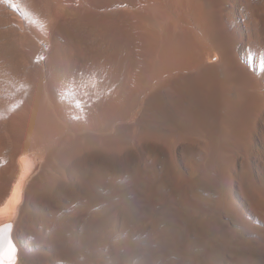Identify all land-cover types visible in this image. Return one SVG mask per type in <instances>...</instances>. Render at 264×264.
Segmentation results:
<instances>
[{"label":"bare ground","instance_id":"bare-ground-1","mask_svg":"<svg viewBox=\"0 0 264 264\" xmlns=\"http://www.w3.org/2000/svg\"><path fill=\"white\" fill-rule=\"evenodd\" d=\"M74 12L80 26L87 16L91 24L98 23L106 39L115 42L118 51L125 50L130 69L112 93L105 90L95 103L79 101L69 85L61 82L55 91L50 81L41 85L37 79L34 82L41 86L35 84V89L30 87L26 93L16 85L7 90L0 85V96L6 90L0 99V131L4 135L0 141V264H57L83 252L90 254L83 264H128L129 257L141 250L147 252L141 264H152L158 257L163 260L160 264H264V231H257L261 240L258 246H253L255 242H244L243 246L237 242L242 247L239 248L216 217L221 209L229 212L234 223L245 227L248 224L250 218L238 216L237 203L233 201L235 184H247L259 201L258 207L264 210L263 170L260 175L257 170L255 173L249 160V150L253 149L264 162V0H79ZM114 57L115 60L117 56ZM138 138L167 146L171 166L164 168L171 179L187 173L179 170V174L173 167L177 152L191 145L203 152L189 160L188 178L179 176L181 182L188 181L179 191L186 210L181 208L175 191L164 193L167 187L162 178L144 184L147 172L133 183L129 181V187L125 184L127 188L117 189L112 195L117 201L108 200L109 204L103 194L105 170L98 165L79 166L77 162L80 153L92 148L102 155L121 157L126 145ZM8 142L11 145L7 149ZM126 153L131 154V149ZM65 160H70L69 170L82 171L84 175L76 174L75 189L67 188L64 179L58 183L64 192L52 193L49 179ZM206 192H211L212 197H204ZM61 194L73 203L85 198V206L73 215L58 217V211L64 208L59 201ZM128 194L132 197L125 199ZM31 195L42 200L40 210L28 215L25 210ZM164 196L166 202L156 208ZM101 201L107 204L91 213V207ZM143 203L150 205L148 223L153 230L147 245L139 247L140 241L133 242L134 234L129 236L132 239L127 236L109 240L112 217L132 220L142 213ZM118 206L121 209L117 210ZM37 223H42V230ZM135 229L141 230L139 225ZM42 240L47 254L42 252L30 259L28 251ZM96 247L105 252L94 254Z\"/></svg>","mask_w":264,"mask_h":264},{"label":"rangeland","instance_id":"rangeland-1","mask_svg":"<svg viewBox=\"0 0 264 264\" xmlns=\"http://www.w3.org/2000/svg\"><path fill=\"white\" fill-rule=\"evenodd\" d=\"M61 1H63L64 3L69 2V4L71 2V4H70L71 6L68 5V4H63ZM75 1L78 2L79 0H74V1L73 0H69V1H67V0H0V85L1 86L5 85L6 86V90H7L12 85H14V86L16 85V86H18L20 88V90L22 92L25 91L24 93H26V90H27V92L31 91L30 87L34 88L35 84L38 85V86H41L45 82L50 81L52 83V87H53V85L55 87L54 90L57 91V89L61 87L60 86V82H61L62 84H65L66 86L69 85L68 88H70L71 92H73L72 94H73V96L75 95V98H79L78 99L79 101L87 102V100H88V102L91 101L90 103H95L96 99L97 98L99 99L103 95L105 90L107 92L109 91L110 93H112L115 90V88L118 86V84H121L120 80L122 82V80L124 79L126 73L129 71L128 68L130 69V63H128L129 62V60H128L129 57L128 58L125 57L126 56L125 55L126 52H125L124 49L123 50L120 49V51H118L119 47L117 49L116 45L114 46L115 42L112 43L111 40L109 41V39L105 38L104 33L101 30L98 29L99 25H98L97 22L91 24L92 21L87 16H85V18L83 19V24L84 25L80 26V24L77 22L76 14L74 12V5H75V3H77ZM80 1H82V0H80ZM83 1L87 2V1H90V0H83ZM72 2L74 3V5L72 4ZM62 6H63L64 9L62 8ZM66 7H67L68 10L66 9ZM61 8H62V10H61ZM63 10H65V11H63ZM62 19L65 20V21H62ZM74 21H75V23H74ZM67 23H69V25ZM49 24L51 26L52 25L53 26L51 27V26H49ZM88 27H90V29ZM51 28H53V29H51ZM44 31H46V32L44 33ZM47 35H49V38H48ZM58 35L60 36V38H59ZM41 36H43V38ZM63 36H65V38L67 40L64 39ZM28 37H29V39H28ZM53 38H54V40H53ZM33 39H35V40H33ZM49 41H50V43H49ZM64 41L66 42L68 47L65 45ZM32 42L35 43L36 45L32 44ZM40 42L41 43L44 42V43L41 44ZM81 42H84V44H82ZM48 44H49V46H48ZM41 45H43V46L41 47ZM58 45H61L60 48H59ZM64 45L66 47H64ZM32 46L34 47V49H33ZM73 46H75V47H73ZM109 46H111V48ZM118 46H120V45H118ZM45 47H46V50H45ZM65 48H66L67 51H64ZM107 48H109V49H107ZM68 49H70V50H68ZM78 50H80V51H78ZM116 50H117V54L115 53ZM29 51H30V53H29ZM81 51H82V53H84V55H86L85 56L86 59H85L84 56L81 57L83 55L81 53ZM91 51H94V52L92 53ZM65 52H67V53H65ZM99 52H100V56H98ZM121 52H123V53H121ZM62 53H63V55H62ZM78 53H79V55H78ZM120 53H121V55H120ZM64 54H67V55H64ZM107 54H108V56H107ZM30 55H32L33 57L30 56ZM89 55H90V57H89ZM114 55L117 56L115 60H114V58H115ZM64 56L65 57L67 56V58H68L67 60L68 61L66 60V58ZM70 57L72 59H70ZM64 58H65V60H64ZM112 58H113L114 61L112 60ZM76 59H78V60H76ZM79 59L81 61H79ZM124 60H125V62H124ZM74 61H75V63H74ZM121 61H123V62H121ZM65 62H67V66H65L66 65ZM68 62H70V65H69ZM71 62L74 65H72ZM78 62H80L82 64V66ZM126 62H127V64H126ZM115 63H117V65H115ZM50 64H52V66ZM61 65L63 67H61ZM70 66H71V68H70ZM52 67L54 69H52ZM77 67L80 68L79 69L80 71L78 70ZM114 67L116 68V70H115ZM77 70H78V72H77ZM123 71H125V72H123ZM45 72H46V74H45ZM98 72H99V74H98ZM123 73H124V75H123ZM40 74H41V77H40ZM112 74H113V76H112ZM48 76H49L50 80L48 79ZM66 76H68V77H66ZM85 76L89 80H87L85 78ZM42 77L45 78V80H43ZM51 77H52V79H51ZM34 80H37L39 82V84H41V85H39L37 81L34 82ZM58 80H59V82H58ZM66 80H68L69 83L65 82ZM28 81H29V84H27ZM106 81H107V83H106ZM53 82H54V84H53ZM2 83H3V85H2ZM90 83H92V84H90ZM9 84H11V85L9 86ZM25 84L28 87H25L26 86ZM105 84H106V86H105ZM38 86H36V87H38ZM71 86L73 87V90H72ZM80 86L82 87V89H81ZM112 86H113V89H112ZM87 87H88V90H87ZM104 87H105V89H104ZM110 87H111V90H110ZM29 88H30V90H29ZM6 90L4 89L2 91V93L4 95H5L4 92H6ZM74 92H75V94H74ZM81 92H83V93H81ZM99 93H101V94H99ZM3 94H2V96H3ZM97 95H99V96H97ZM2 96H0V99L2 98ZM91 96L93 98H91ZM2 134L3 133H2V130H1L0 131V135L2 136V138L0 136V141L4 137V135H2ZM137 141H139V143ZM145 141L146 140H144L143 138H142V140H141V138H138V139L133 140V142L132 141L129 142L130 145L129 144L126 145V147H127L126 148V152H127V150L131 149V152L133 154L125 152V154L122 155L121 157H120V155H116V154H110V156L108 155L109 156L108 157L107 155L100 154L96 149L94 150V148H92V149H89L86 152L80 153V157H79L77 162H78L79 166H83L84 167V166H88V165H91V166H97L98 165L99 169H104L105 170V177H104V185H105L104 188L105 189L103 190V194L106 195L107 201L110 200V201H112V203L114 201L116 202L117 201L116 197L115 196L113 197L112 195L117 189H123V188L125 189V188H127V186L129 187L130 185H132V184H129V181L131 183H133L137 178H139L141 176L140 175L141 173H146L147 172L146 177L143 179L144 184H146V183L147 184L154 183V182L159 181L160 178H162V180L164 182V186L167 187V188H165V192L164 193L167 194V192H170L171 189L173 191H175V194L178 195V196L175 195L176 198L180 199L179 201H180V204H181V208L183 210H186L187 206H186L185 200H183L184 198L181 199V197H180L181 193L180 192L184 188V185L186 187L188 181L186 179H184L185 182H184V180L181 182L180 181L181 178H179V176H185V178H188V174L191 173V169L189 168V160L192 159L193 155L194 156L195 155L198 156L200 154L202 155L203 152L200 150L199 147H197V146L195 147V145L194 146L191 145V146L186 147V149H185L186 151L185 150H180L179 152H177L176 155H175V160H177V161L174 160L173 164L174 163L175 164L174 165L172 164V165H173L174 169H176V167H177L176 170H178V171L180 170L182 174H184V171H185V173L187 172L188 174L186 173L184 175H178V176L174 177L173 179H171V176L168 173V169H170V166H171L170 165L171 164V158H170L171 153L169 152L167 146L164 143L160 142V141L159 142H156L154 140H147L148 142H145ZM230 142L231 141L228 140L226 143L230 144ZM10 145L11 144L8 142L7 145H6L7 149L9 148ZM132 149H133V151H132ZM195 149H197V151H195V152H197L196 154L193 152ZM134 150H136V151H134ZM188 151H189V153H188ZM191 151H192L193 154L192 153L190 154ZM249 151H250L249 160H251L250 162H251V165H252L251 168L255 171V173H256V170H257L259 175L261 174V171L263 170L262 171V176L264 178V162H263L262 157L257 155V153L253 149H252V151H251V149ZM262 151H264V149H262ZM178 153H180V154H178ZM146 158H148V159H146ZM238 158H237V156L235 157L236 160L240 161V159H238ZM159 159H160V161H159ZM167 161H169V162H167ZM89 162H91V164H89ZM69 163H70V160L69 161L65 160L63 163H60L58 166L61 169L59 168V171L58 172H54L52 174V176L50 177V179H49L50 186H51L50 191L52 193L53 192L54 193H56V192H58V193L59 192L60 193L64 192V191L60 190L59 184H58L59 181L64 180V179H66L67 188H69L71 190L75 189L76 187L74 185L77 184V180H78V177L76 176V174H79V176L84 175L82 173V171L81 172L75 171V173H74V170L73 171L69 170V168H68L69 167ZM177 163H178V165H177ZM179 164H180V166H179ZM155 165L157 166V168H155L156 167ZM178 166L181 167V168H179ZM184 166H185V168H184ZM186 166H187V168H186ZM120 167H122V170L120 169ZM164 167H166L168 169H166ZM140 168L143 169L144 172L139 170ZM62 169H63V171H62ZM148 170L150 171V173L148 172ZM154 171H156V172H154ZM180 171H179V174H181ZM62 172L64 173L65 176L63 175ZM151 172H153L154 174H152ZM73 173H74V175H73ZM161 173H162V176H161ZM167 174H169V176ZM73 176H75V177H73ZM119 176H121V177H119ZM155 176H157V177H155ZM112 177H113V179H112ZM150 177H153V180H151L152 178H150ZM163 177H165V178H163ZM175 178L179 179V180H176ZM131 179H132V181H131ZM165 179H167V180H165ZM145 180H146V182H145ZM173 181H175V183ZM125 184H128V185L126 186ZM174 184H175V186H174ZM181 185H182V187H181ZM235 185H234L235 189L233 190V192L234 191H236V192L233 194V201L237 203L236 206H237V208L239 210V215L238 216H240L242 219L243 218L244 219H246V218L249 219L250 218V219H253V221L250 220V219L247 220V222L249 221L250 223L248 222L246 227L243 226V225H242L243 226L242 227L241 224H238L237 222L236 223L233 222L235 220L232 218V216L229 214V212H228V214L224 213L226 211H223L221 209L219 210V211H222V212H220V214H219V211H217V215L220 216V217H218L217 215H216V217H217L218 221L222 222V224L225 226L226 230L228 231V233H229V235L231 236L232 239H233V236H234L235 240L233 239V241L234 242L236 241L235 245L237 244V247H239L240 244H241V246H243L242 244L244 242H250L252 244H254V242H255V244L253 246H258L260 241H261L260 238L258 237V236H260L259 233H260V231L261 232L264 231V230H262V229H264V227H263L264 226V210H262L261 206H260V208L258 207L260 205L259 201H257L258 200V199H256L257 197L254 194H252V192L248 188L247 184L246 185L235 184ZM172 186L175 187V188L177 187V188L175 189ZM168 187H170V188H168ZM177 190H178V192H177ZM249 193H251V194H249ZM166 194H164V195H166ZM204 195H205L204 197L211 198L213 194L211 192H206ZM35 196L36 195H31L30 196L28 204H27V207H26V210H25V212H26L25 214L29 213L28 215H30V214H33L35 211H39L40 210V206L41 205L39 206V202L42 199L38 198V196H36L37 197L36 198ZM129 196L132 197L131 194H128V195H125L124 198L125 199L130 198ZM251 196H253V197L251 198ZM165 198H166V196H164L163 200L160 199L161 202L158 201V203H157L158 205L156 204L155 207L156 208L158 206L161 207L163 205V203L166 202ZM253 198H255L256 200L253 199ZM241 199H244V200H241ZM59 201L63 204L64 208L58 211V213H59L58 217L64 216L66 214H70V215L75 214L78 210H80L81 208H83L85 206V202H86L85 198L80 197L78 200H76L73 203L68 198H66L63 194L60 195ZM110 201H108V203L112 204V203H110ZM255 202H256V204L257 203L258 204L256 205ZM241 203H243V204L241 205ZM106 204H107V202H105V201H101V202L95 203L91 207V213L94 214V213L98 212ZM144 204L145 203L142 204L143 207L141 209H143V211H142V213L139 214L140 216L138 215V216H136V218H132V220L131 219L130 220H126L124 218L121 220L118 217L117 218L112 217V219H111V221H112L111 224L112 225L110 224L111 227H109V229H108L109 231H108V234H107L108 239L111 240V241H118V240L126 239L127 236H128V239H132L131 237L134 234L135 237L133 236L134 239L132 241L133 242H135V240L140 241V242H138L139 247L140 246L145 247L147 245V241L149 240V237H151L152 234H153V232H152L153 230L150 228L151 227L150 226V223H151L150 219L151 218H150L149 214L151 212H149V210H148V213H147V208H148V206L150 207V205L146 206V204L145 205ZM170 206L171 205L169 204V207ZM242 206H243V208H242ZM257 208H259V209L257 210ZM119 209H121V207L118 206L117 210H119ZM242 209H243L244 212L242 211ZM145 210H146V212H145ZM262 213H263V215H262ZM241 214H243V215H241ZM245 214H246V216H244ZM141 220H142V222H140ZM262 220H263V222H262ZM148 222H150V223H148ZM257 224L261 225L263 228L261 226L257 225ZM136 225H139V229H141V230H136L135 229ZM161 226L162 225H160V227ZM230 226H231V228H230ZM37 227H39V229L42 230L43 229L42 223L41 224L37 223ZM122 227L125 228L126 230L123 229ZM232 227H234V228H232ZM238 229H240V230H238ZM253 229H256V230H253ZM230 230H232V231H230ZM252 231H254L256 233H254ZM257 231H259L258 234H257ZM230 232H232L233 234L230 233ZM42 233L45 234L44 230L42 231ZM236 233H238V234H236ZM239 235H241V236L239 237ZM129 236H131V237H129ZM245 238H246V240H245ZM237 242H240V244L237 243ZM44 243H45L44 240H42V242L36 244L33 248H31L28 251V256H29L30 259H32V258H34V257H36L38 255H41L42 252H44V253L46 252V254H47V251L44 248ZM153 246H155V244H153ZM241 246L239 248H242ZM98 248L101 249L99 246H98ZM98 248L97 247L95 248L96 250H95L94 254L97 253V254L100 255V254H103V252H105L104 250L101 251ZM255 248H257V247H255ZM144 251L141 250V252H139L140 254L139 253L135 254L133 257L130 256L129 260H128V264H139V262L141 264V262H143V259L147 256V254H145L147 252L144 253ZM80 254H79L80 257H79V255H77L75 257L66 258L65 261H64V259L59 260V262L57 264H62V262L64 264H77V263L78 264H83L85 258L88 257L90 254L86 253V252H83V253H80ZM143 254H145L146 256H143ZM160 260H161V262L163 261L162 259H159V257H158V259H155L152 264H160Z\"/></svg>","mask_w":264,"mask_h":264}]
</instances>
